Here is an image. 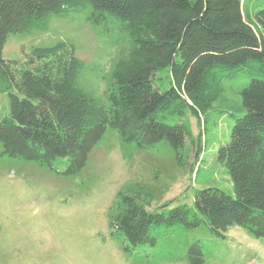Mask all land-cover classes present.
<instances>
[{"label": "trees", "instance_id": "trees-1", "mask_svg": "<svg viewBox=\"0 0 264 264\" xmlns=\"http://www.w3.org/2000/svg\"><path fill=\"white\" fill-rule=\"evenodd\" d=\"M81 9L98 33L127 44L113 59L102 90L93 65L64 40L33 46L23 61L4 57L10 34L32 33L53 16ZM260 27L264 8L248 20L243 0H0V92L7 91L10 98L9 114L0 116V155L71 177L86 166L106 131L114 129L124 145L135 143L138 149L165 139L179 157L193 136L188 116L205 121L224 90V78L244 72L252 77L241 90L243 114L236 118L229 142L218 149L235 193L209 186L196 192L194 206L182 203L159 212L147 207L152 193L146 184L126 180L107 218L111 236L127 249L155 244L157 228H192L203 222L219 237L238 225L264 240ZM166 67L170 86L162 89L154 75ZM186 260L205 262L198 240Z\"/></svg>", "mask_w": 264, "mask_h": 264}, {"label": "rangeland", "instance_id": "rangeland-1", "mask_svg": "<svg viewBox=\"0 0 264 264\" xmlns=\"http://www.w3.org/2000/svg\"><path fill=\"white\" fill-rule=\"evenodd\" d=\"M262 8L264 0H243L248 20ZM87 14L86 9L70 10L53 16L32 33L10 34L4 57L23 61L33 46L64 40L93 65L102 90L113 59L127 44L114 43L112 36L98 33ZM259 30L264 36V27ZM112 33L115 36L117 32ZM169 76L166 67L154 78L165 89L170 86ZM251 77L244 72L225 77L224 90L205 113L206 120L199 123L197 117L188 116L193 136L187 138L179 157L165 139L138 149L135 143L124 145L114 129L106 131L86 166L71 177L1 154L0 264H189L186 257L196 240L205 248L203 264H264V240L238 225L230 227L225 237L213 234L205 222L192 228L181 224L160 227L154 230L155 244L127 249L119 238L111 236L107 218V210L126 180L146 184L152 193L147 207L159 212L182 203L194 206L196 192L209 186L234 194L218 149L229 142L236 118L243 114L241 90ZM9 112V93L1 91L0 116ZM170 200L169 205L160 207Z\"/></svg>", "mask_w": 264, "mask_h": 264}]
</instances>
